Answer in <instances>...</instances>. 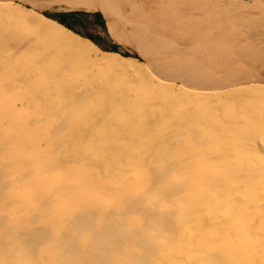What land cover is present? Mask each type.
<instances>
[{"label":"bare ground","instance_id":"1","mask_svg":"<svg viewBox=\"0 0 264 264\" xmlns=\"http://www.w3.org/2000/svg\"><path fill=\"white\" fill-rule=\"evenodd\" d=\"M54 2L0 0V264H264V87L256 72L185 0ZM81 5L103 14L151 71L86 47L43 16ZM234 5L247 19L232 22L248 25L245 40L235 35L264 57V5ZM178 78L195 90L175 85ZM222 89L251 96L247 113L236 97L232 109L255 132L242 151L216 146L190 157L178 139L202 133L226 104L212 116L175 93Z\"/></svg>","mask_w":264,"mask_h":264},{"label":"rangeland","instance_id":"2","mask_svg":"<svg viewBox=\"0 0 264 264\" xmlns=\"http://www.w3.org/2000/svg\"><path fill=\"white\" fill-rule=\"evenodd\" d=\"M123 1H125V0H111V5L112 6H114V7H118L117 5H121L122 3H123ZM187 3H189V8L187 9L188 11L190 10V12L192 13V17H195L196 16V18L197 19H199V20H201L202 22H204V21H206L207 23H208V26H210L209 27V34L210 35H212L215 39H217L219 42H221L223 45H225L229 50H228V52H230L233 56L235 55V58H237L238 60H240V61H242V63L243 64H246V65H248V68H249V70L250 71H255L256 72V74H257V76L259 77V81H258V85L257 86H259V85H263V86H260L261 88H263L264 87V67H262V66H260V63L259 62H261V61H263L264 60V57H262V56H257V55H255V54H253V53H251L250 51H247L245 48H244V46H242V41H241V39H239L236 35H235V33L236 34H239V35H242V33H243V37H244V39L243 40H245V36H247L248 35V31H247V26L248 25H246L245 24V26H243L244 24H239L240 26H235V25H237L236 23H234V22H232L233 20H231V19H234V18H239L240 20H242V21H245V19H247V10L244 8H239V7H235V2H238V3H242L244 6H246L247 5V8L248 7H250V8H252L253 6H257L258 4H260V5H264V0H185ZM234 1V2H233ZM254 1H258V2H254ZM255 3H257V4H255ZM232 4V5H231ZM219 6V7H218ZM123 7H127V5H125V6H123ZM48 13V15H43L44 16V18H46V19H48V20H51V21H53V22H57V23H59V25H60V22H59V20L62 18V16L63 15H70V14H76V16H74V17H68V18H66V19H64V22L66 23V25H68V24H74V22L75 21H77V20H81L83 17H82V14H81V11H65V10H58V9H56V10H53V11H51V12H47ZM96 13L97 12H89V15H88V19H91V20H95L96 19ZM131 13H134V14H136V15H138V16H142L143 14H145L142 10H140V9H138V8H131ZM100 15H101V13H99ZM103 15V14H102ZM101 15V16H102ZM226 15V16H225ZM104 16V15H103ZM102 16V17H103ZM53 17H55L56 19H53ZM105 17V16H104ZM224 17L226 18V19H224ZM231 18V19H230ZM105 19H106V17H105ZM106 21H107V19H106ZM233 25H234V27H233ZM243 26V27H242ZM233 27V29H231ZM246 27V28H245ZM107 28L110 30V27H109V24H108V21H107ZM238 28H240L239 30H238ZM69 31H71V29H68ZM235 30V31H234ZM242 30V31H241ZM241 32V33H240ZM93 35L94 36H96V37H98V38H103L104 36H105V32H104V30L103 29H99L97 32H95V33H93ZM246 43V42H245ZM117 52H114V51H111V50H109V51H102V52H104V53H111V54H118V55H120V56H122L123 58H125V59H132V60H137L138 61V63H140V64H142V65H138V66H140V68H139V71L140 70H142V69H144V70H142L143 72H150L151 70H149L148 68H150V69H152L153 68V66H152V64L150 63V61L148 60V58H146L145 56H143V55H141L140 54V52L138 51V50H136L134 47H132V46H130L128 43H125V42H123L122 41V43H121V45L117 48V50H116ZM127 55V56H129V57H125V56H123V55ZM239 54V55H238ZM237 56V57H236ZM113 61H115V60H113ZM254 62V63H253ZM256 62V63H255ZM110 63H112V61L110 62ZM114 63V62H113ZM116 64L114 65H112V66H116V65H118L119 66V64H121L120 62H115ZM137 63V64H138ZM255 64V65H254ZM108 65H111V64H108ZM111 66V67H112ZM125 66V65H124ZM126 66H129V65H126ZM142 66V67H141ZM145 66V67H144ZM110 67V68H111ZM117 67V66H116ZM147 67V68H146ZM250 67H251V69H250ZM108 68V67H107ZM107 68L104 70L105 72L107 71ZM109 68V69H110ZM113 68L114 67H112L111 69H112V71H113ZM117 68H119V67H117ZM120 68H124L123 67V65H122V67L120 66ZM136 68V67H135ZM135 68L134 67H132V69H131V65L129 66V69H131V70H135ZM137 69V68H136ZM125 70H128V68L127 67H125ZM145 70H148V71H145ZM102 71V70H101ZM110 71V70H109ZM107 71L108 73H110L111 74V72L112 71ZM130 71V70H129ZM137 71V70H136ZM142 71H140V72H142ZM154 71V70H153ZM132 72V71H131ZM158 77H160L159 76V74H156ZM149 79H151V78H149ZM152 80V79H151ZM172 82L175 84V85H177V86H186V87H189L190 88V90H195V88L196 87H194L193 85H191V84H188V82L187 81H185V80H183V79H172ZM259 87V88H260ZM264 89V88H263ZM229 91H231V90H229ZM228 90H227V92L225 93V91L222 89V92H221V90L219 91V92H210L209 91V94H208V92H203V97H205V98H203V97H201V98H197V95L196 94H194V92H190V94L189 95H186L185 97L183 96V95H180V93H175V95H179V97L181 96V97H183V98H185L184 100H182V101H188V103L187 104H189L190 103V101H191V103H190V106H199V107H201L202 108V106L201 105H203L204 106V108H205V110H207V111H209V113L212 115V116H215L214 115V113H216V115H218L217 113H221V112H219V110H220V105H221V103L223 104L224 103V105L226 104V106L224 107V108H222V113L223 114H221V116L220 115H218V118H219V120L218 121H216L218 118H217V116H215V123H213V122H211V121H208V122H206V123H204L205 125H203V127L205 128V127H207V128H205V129H203V131H202V133L200 132H198V131H195V130H186L185 131V134H186V132H188L186 135H184L183 137H181L180 139H178V142H180V144H178L179 146H180V148L181 149H187V151H188V156H190V157H194V154L193 153H196V152H201V154H206L207 152H209L210 150H213V147L215 148L216 146H218L217 148H215L214 150H219V151H223V149H226V150H224V151H230V150H233V148L236 150H240V151H242V149H245V145H244V140L245 139H243V137L244 138H246L247 136H248V134L251 132H253L254 130H252V129H255L254 127H252L253 125H251V126H249V127H247L248 125H250V124H246L245 126H243L244 124L242 123V120H241V123L242 124H240V118L242 119V116L244 115V113H247V111L249 110V107L250 106H252V103L250 102V98H251V96L248 98V97H246V98H244L245 97V95L244 96H238V97H236L237 96V94L236 93H233V91L234 90H232L231 92H229ZM168 93V92H167ZM202 93V92H201ZM207 93V95L206 96H204V94H206ZM211 93V94H210ZM216 93V94H215ZM220 93V97L218 96V94ZM228 93H230V95L232 96V98L230 97V95H228ZM233 94V95H232ZM214 95H217V96H214ZM234 97H236V98H238V99H240L241 101H239V100H237V101H239V102H237L235 99L236 98H234ZM241 97H242V99H241ZM195 99L197 100V99H199L200 101H195ZM201 99L203 100H205L204 102H206L207 104L206 105H204V104H202L201 103ZM217 99H218V101H217ZM220 99V100H219ZM230 99H233V101H230ZM244 99V100H243ZM245 99H246V101H245ZM252 99V98H251ZM194 100V101H193ZM234 100H235V102H234ZM243 100V101H242ZM226 101V102H225ZM227 101H228V103H231L230 105L229 104H227ZM192 102H194L195 104H193ZM197 102H199V103H197ZM217 102H219L218 104H217ZM221 102V103H220ZM233 102H234V104L236 103V104H238L237 106H240L242 109H241V113H243V115L241 116V114H240V109H239V107H236V105H235V109H232V107H233ZM244 102H246V103H244ZM248 102H250V103H248ZM240 103V104H239ZM242 103V104H241ZM243 103H244V105H243ZM185 104V103H184ZM192 104V105H191ZM198 104V105H197ZM247 104V105H246ZM254 104V103H253ZM209 105V106H208ZM218 105H219V107H218ZM223 105V106H224ZM261 106H262V104H260ZM259 105V106H260ZM186 106V105H185ZM184 106V107H185ZM222 106V105H221ZM222 106V107H223ZM228 106H229V108H228ZM243 106V107H242ZM246 106V107H245ZM249 106V107H248ZM206 107L208 108V109H206ZM213 107V109H211V108ZM245 107V108H244ZM203 108V109H204ZM218 110H217V109ZM238 108V109H237ZM247 108V109H246ZM227 109H228V111H229V109H230V111H231V113H233V115H231V113H230V111H229V113L228 112H226L227 111ZM212 110H217V111H212ZM236 110V111H235ZM247 110V111H246ZM233 111V112H232ZM238 112V113H237ZM235 113H237L236 115H238V116H240V118L237 116L236 117V115H235ZM231 116H230V115ZM262 115H263V118H264V113H261ZM226 116V117H224V118H221V117H223V116ZM229 116V117H228ZM234 117V118H233ZM226 118V119H225ZM228 118V119H227ZM231 120H230V119ZM224 119H225V121H224ZM239 119V120H238ZM225 122V124H224V122ZM227 120V121H226ZM234 120H236V121H234ZM231 121V122H230ZM234 121V122H233ZM217 122V123H216ZM223 122V123H222ZM227 122L229 123V125L231 124L232 126H228V124H227ZM233 122V123H232ZM237 122H239V127L241 128V130H237V129H239V127L237 126ZM211 123V124H210ZM213 123V124H212ZM219 123H221V124H219ZM263 125H264V123H263V121L261 122ZM209 124V125H208ZM223 124L226 126L227 125V127H225V126H223ZM219 125H222V126H219ZM212 126V127H211ZM216 126H219V127H216ZM223 127H224V130H222L223 129ZM228 127H229V129H230V127H232L231 128V130L228 132ZM233 127H234V129L237 127V129H235L234 131H233ZM246 127V128H245ZM209 128V130H207ZM215 128V129H214ZM216 128H217V130H216ZM219 128H220V130L221 131H219V134H217L218 132V130H219ZM245 128V129H244ZM248 128H249V132L247 131L248 130ZM252 128V129H251ZM211 129V130H210ZM247 129V130H246ZM243 130V131H242ZM244 130H245V132H244ZM194 131V132H193ZM214 131V132H213ZM198 132V133H197ZM204 132V133H203ZM209 132V133H208ZM212 132H213V135H212ZM221 132H222V134H221ZM225 132V133H224ZM232 132V133H231ZM235 132V133H234ZM255 132V131H254ZM190 133H191V135H190ZM208 133V134H207ZM215 133V134H214ZM236 133H238L239 135H240V137H238L237 138V136H239L238 134H236ZM243 133H247V135L246 134H243ZM193 134V135H192ZM206 134V135H205ZM221 134V135H220ZM229 134V135H228ZM236 134V135H235ZM196 135H197V137H196ZM228 137V139H227V141L225 140V138H227L226 136ZM233 136V138H232V136ZM235 135V136H234ZM246 135V136H245ZM187 136H189V137H191L190 138V141L187 139L186 140V137ZM195 136V137H194ZM213 136H217L216 138H218V139H216L215 137H213ZM220 136H222V137H220ZM224 136H225V138H224ZM230 136V137H229ZM189 137H187V138H189ZM201 138H203V139H201ZM208 138V139H207ZM211 138H215L213 141H211ZM220 138H221V140L223 141H221L220 140ZM230 138V139H229ZM191 139H192V141H191ZM197 139V140H196ZM234 141H233V140ZM241 139V140H240ZM243 139V140H242ZM195 140V141H194ZM203 140V141H202ZM217 140H218V142H219V144L218 145H215V144H217L218 142H217ZM236 140V141H235ZM183 141V142H182ZM187 141V142H186ZM198 143H197V142ZM201 141V142H200ZM221 141V142H220ZM224 141H226V146H227V148L226 147H224L225 146V144H224ZM230 141H232V142H230ZM196 142V143H195ZM215 142V143H214ZM230 142V143H229ZM234 142H237V144H235ZM243 142V143H242ZM182 143H183V145H182ZM192 143V144H191ZM210 143V144H209ZM186 144V145H185ZM187 144L190 146L191 145V148H187ZM197 144H199L201 147L199 148L198 146L199 145H197ZM209 144V145H208ZM213 144H214V146H213ZM220 144H221V146H220ZM223 144V145H222ZM240 144V145H239ZM205 147H204V146ZM206 145H208L207 147H206ZM234 145V146H233ZM244 145V146H243ZM183 146H184V148H183ZM196 146V147H195ZM220 146V147H219ZM222 146H223V148H222ZM243 146V147H242ZM192 147H193V149H192ZM211 147V148H210ZM233 147V148H232ZM239 147V148H238ZM197 148V149H196ZM219 148V149H218ZM221 148V149H220ZM230 148V149H229ZM232 148V149H231ZM198 149H199V151H198ZM201 149H204V150H201ZM206 150V151H205ZM221 151V152H222ZM223 151V152H224ZM192 154H190V153ZM203 152V153H202ZM206 152V153H205ZM186 155V156H187ZM205 156V155H204Z\"/></svg>","mask_w":264,"mask_h":264},{"label":"snow or ice","instance_id":"3","mask_svg":"<svg viewBox=\"0 0 264 264\" xmlns=\"http://www.w3.org/2000/svg\"><path fill=\"white\" fill-rule=\"evenodd\" d=\"M53 9L56 7L54 0H51ZM40 5H37V9ZM82 19L77 20L74 24L65 25L64 20L60 21L61 29L65 32L71 29L73 38H79V42L84 44L86 47L92 48L97 52L100 51H116L121 45L122 40L118 33L113 34L107 28V21L103 18L99 12L96 13V19L93 21L88 19L89 9L87 5H81ZM45 15H48L46 12ZM53 19H56L53 17ZM99 29H103L105 36L103 38H98L93 35Z\"/></svg>","mask_w":264,"mask_h":264},{"label":"trees","instance_id":"4","mask_svg":"<svg viewBox=\"0 0 264 264\" xmlns=\"http://www.w3.org/2000/svg\"><path fill=\"white\" fill-rule=\"evenodd\" d=\"M102 15V14H101ZM74 16H76V14H70V15H63L62 16V18L59 20V22L63 19H66V18H68V17H74ZM103 16V15H102ZM103 18H105L104 16H103ZM65 23V22H64ZM65 25H66V23H65ZM114 52H117V51H114ZM123 55V54H122ZM123 56H125V57H129V56H127V55H123Z\"/></svg>","mask_w":264,"mask_h":264}]
</instances>
